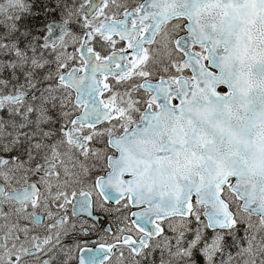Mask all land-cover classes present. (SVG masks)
Masks as SVG:
<instances>
[{
	"label": "snow or ice",
	"instance_id": "6c2138e0",
	"mask_svg": "<svg viewBox=\"0 0 264 264\" xmlns=\"http://www.w3.org/2000/svg\"><path fill=\"white\" fill-rule=\"evenodd\" d=\"M0 264H264V0H0Z\"/></svg>",
	"mask_w": 264,
	"mask_h": 264
}]
</instances>
